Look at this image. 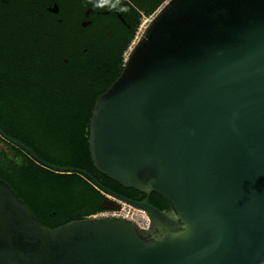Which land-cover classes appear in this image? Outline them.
<instances>
[{
	"label": "water",
	"instance_id": "water-1",
	"mask_svg": "<svg viewBox=\"0 0 264 264\" xmlns=\"http://www.w3.org/2000/svg\"><path fill=\"white\" fill-rule=\"evenodd\" d=\"M88 144L99 172L169 209L104 188L103 209L146 225L48 228L0 179V264H264V0H166L96 98Z\"/></svg>",
	"mask_w": 264,
	"mask_h": 264
},
{
	"label": "trees",
	"instance_id": "trees-1",
	"mask_svg": "<svg viewBox=\"0 0 264 264\" xmlns=\"http://www.w3.org/2000/svg\"><path fill=\"white\" fill-rule=\"evenodd\" d=\"M166 0H125V30L83 27L86 0H0V128L47 167L0 137V179L36 221L56 228L106 211L108 189L168 210L159 194L126 188L91 159L96 98L118 78L142 17ZM57 3L58 13L49 11ZM79 170L87 172V177Z\"/></svg>",
	"mask_w": 264,
	"mask_h": 264
},
{
	"label": "flooded vegetation",
	"instance_id": "flooded-vegetation-1",
	"mask_svg": "<svg viewBox=\"0 0 264 264\" xmlns=\"http://www.w3.org/2000/svg\"><path fill=\"white\" fill-rule=\"evenodd\" d=\"M86 1L88 5L85 8L83 19L80 22V24H85V26H83L84 28L92 26L91 28L98 30V28L106 27L107 35L110 37L113 36L112 31L125 30V6H127L125 0ZM54 4L58 6L57 3H53V5ZM58 11L56 13H58Z\"/></svg>",
	"mask_w": 264,
	"mask_h": 264
},
{
	"label": "rangeland",
	"instance_id": "rangeland-1",
	"mask_svg": "<svg viewBox=\"0 0 264 264\" xmlns=\"http://www.w3.org/2000/svg\"><path fill=\"white\" fill-rule=\"evenodd\" d=\"M144 19H145L144 17L141 18V21H140L139 25H140L142 22L145 21ZM139 25H138V27H139ZM143 30H144V28L142 27V28H141V34H142ZM136 31H137V30H136ZM121 208H122V213H123L126 217L135 220V221H136L137 223H139L140 225H146L148 219H147V216L145 215L144 212H142V211H140V210H138V209H135V208H133V207H131V206H128V205H126V204H122V205H121ZM121 208H120V209H121ZM120 209H119V210H120Z\"/></svg>",
	"mask_w": 264,
	"mask_h": 264
},
{
	"label": "built area",
	"instance_id": "built-area-1",
	"mask_svg": "<svg viewBox=\"0 0 264 264\" xmlns=\"http://www.w3.org/2000/svg\"><path fill=\"white\" fill-rule=\"evenodd\" d=\"M155 14V13H154ZM153 15L151 16H148V17H144L145 21L142 22L139 27L137 28V31L135 33V36L132 40V42L130 43L129 47L127 48V50L123 53V58L125 59L127 54L129 53V50L132 48V46L135 44V42L137 41V39L140 37L141 35V28H145L146 25L150 22V20L153 18ZM103 214L105 215H108V214H112V215H121V216H125L123 213H122V208L120 210H106L104 212H102Z\"/></svg>",
	"mask_w": 264,
	"mask_h": 264
}]
</instances>
